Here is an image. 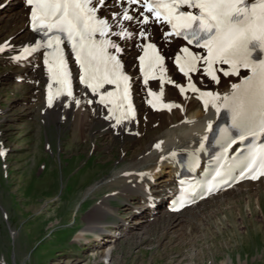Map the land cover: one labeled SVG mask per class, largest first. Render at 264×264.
Listing matches in <instances>:
<instances>
[{
    "label": "rangeland",
    "instance_id": "obj_1",
    "mask_svg": "<svg viewBox=\"0 0 264 264\" xmlns=\"http://www.w3.org/2000/svg\"><path fill=\"white\" fill-rule=\"evenodd\" d=\"M5 30L0 26V33ZM16 69L1 64L0 75ZM1 79L0 139L7 155L0 159V264H105L106 247L92 245L93 234L80 241H74V236L102 200L119 208L106 215V222L119 218L132 222L124 213V200L114 194L124 179L110 180L128 162L133 146L124 147L115 136L112 140L99 136L95 132L100 125L88 131L85 139H75L68 121H44L39 106L32 114H24L21 106L29 87L21 80ZM255 188L262 212H249L244 205L241 215L236 208L229 213L227 201L206 200L182 214L186 224L202 216L192 229L194 243L185 240L178 252L179 238L172 229L163 237L169 220L164 215L146 231L133 227L129 236L117 239L110 264H264V188L252 185L249 192ZM246 196L244 191L236 192L228 200L244 203Z\"/></svg>",
    "mask_w": 264,
    "mask_h": 264
},
{
    "label": "snow or ice",
    "instance_id": "obj_2",
    "mask_svg": "<svg viewBox=\"0 0 264 264\" xmlns=\"http://www.w3.org/2000/svg\"><path fill=\"white\" fill-rule=\"evenodd\" d=\"M30 8V23L34 32L42 33L43 40L35 42L33 47H25L24 55L38 51H45L44 64L48 68L50 78L59 87L53 91L52 84L48 85V105L52 106L55 97L66 94L73 95L70 71L64 57L61 45L64 39L71 44L75 53V60L80 66L82 75L80 81L91 89L93 94H99V103L108 107L109 113L120 125L123 120L134 116L130 99L131 77L123 71V64L119 54L121 46L110 36L129 40L134 33L118 20L133 21L141 25L138 35L147 40L152 35L147 29L151 23H164L171 31L165 32L164 39L180 37L187 45L204 50L205 55L197 54L184 46L175 56V63L179 71L188 77L187 89L198 93L207 110L209 105L215 108L217 114L223 108L230 116L231 124L219 129V144L223 141V152L217 157V167L212 180L207 183V192H212L217 183H227L234 167H241V178L246 173L251 179L264 176V0H143L142 11L138 19L129 15L128 8H121L112 13L111 20L101 14L107 7V0H25ZM140 0H113V3L129 6ZM147 13V14H146ZM119 31H114L115 25ZM143 55L139 56L140 71L144 75V83L150 78L155 79L159 71V78L165 79V56L155 43L149 42L140 46ZM113 50V51H110ZM4 51L0 47V52ZM20 57H16L19 59ZM203 62V75L216 84H220L222 72L224 77L241 76V69L247 73L240 78L239 83L231 84L230 94L221 95L218 92L201 91L191 82L190 73L200 71L198 65ZM219 65L220 67H216ZM224 66H227L225 68ZM168 83H175L168 80ZM114 85L115 91L100 92L104 86ZM181 93L186 88L175 85ZM149 96L158 102L163 97V89L159 95L149 91ZM187 98V97H186ZM79 100L76 101L78 105ZM92 103V101H88ZM153 108L157 104L148 101ZM162 107L171 110L180 107L175 104H163ZM119 112V115L117 113ZM193 123V121H185ZM207 131H213V123L207 124ZM207 135L201 137L200 149L204 148L203 141ZM246 154L242 160L233 158V163H225L228 149L237 141H249ZM162 143V142H161ZM161 143H157L159 149ZM175 155V154H173ZM219 178V179H218ZM183 183V182H182ZM194 191L195 185L190 186ZM188 191V189H185ZM202 198V196H201ZM185 200L179 201L174 210L184 207Z\"/></svg>",
    "mask_w": 264,
    "mask_h": 264
},
{
    "label": "bare ground",
    "instance_id": "obj_3",
    "mask_svg": "<svg viewBox=\"0 0 264 264\" xmlns=\"http://www.w3.org/2000/svg\"><path fill=\"white\" fill-rule=\"evenodd\" d=\"M2 5L4 6L3 9L1 8ZM119 9V5L113 3V0H107V7L102 9L101 12L112 23L111 15L119 12ZM7 12L9 13L8 16ZM133 16L138 18L135 14ZM117 19L120 20L119 17ZM121 22L127 27L128 31L134 33V38L124 40L114 36L111 37L123 49L122 58L125 62L126 72L132 78L131 85L134 88V99L131 103L134 116L123 120L120 125L115 124V119L109 113L108 108L110 105L106 107L100 104L99 94H93L90 88L80 82V76L82 75L80 67L69 59L66 62L69 63L71 72L73 95L69 97L66 94H62L55 97L51 107L48 105V85L49 83L52 84L54 92L59 85L48 76V69L45 67L44 59L40 53L35 54L25 63L17 64L19 70L2 75L5 82L22 79V82L29 87L30 94L21 106L25 112L24 114H32L34 108L39 104L37 111L39 113L40 110H44V116H42L44 121L47 120L48 123L53 120L68 121L72 137L75 139H85L88 131L92 130L96 125H100L102 128L95 132L99 136L101 135L105 139L111 138L112 140L114 135L123 140L124 147H126V144L133 146L132 155L129 156L128 162L124 164L125 166L122 169L111 176L110 181L117 182L119 178L121 180L124 179L118 194H120L122 199L126 200L124 202V208L126 209L124 213L129 214V217L132 218L131 223L134 225H131L130 222H125L123 218H119L120 220L111 222L113 227L110 232H107L105 225L108 223L104 218L107 214L116 212L119 208L112 207L106 200H102L98 207L93 208L86 215L85 227L74 236V241H80V239H87L84 236L85 233H91L95 236V244L100 240V247L102 249L106 247L107 250V256L102 261L105 264H110L117 239L129 236L133 231V227H139L146 231L152 223L161 222V218L164 215L169 220L166 222V228L163 229V237H167L169 229H172V232L179 238V244L175 246L178 252L185 245V240L188 243H194L193 239H195V236H193L192 229L200 223L202 216L198 214L194 222H189V224L187 222L186 224L182 214L187 212L189 208L177 215L169 214L164 209V205L168 203V196L174 192L175 180L178 174V167H176L172 154L180 153L188 157L200 155L204 149H200L201 137L210 134L207 131V124L211 121L214 126L218 117L215 108L211 105H209L207 110L201 106L198 101V95L187 89L188 77L177 73L171 65L170 58L178 51L181 43L177 40L167 42L162 39L161 31L153 24L144 26L152 33L147 40H154L160 45V49L165 55V68L167 71L165 72L163 83L158 81L148 86L141 85L137 78L135 57L139 51L138 45L147 40L137 36L141 25L137 24L136 19L131 22L122 20ZM0 26L6 28L7 32L10 31L8 34L5 32L6 30L0 33V47L4 49V51L0 52V64L3 63L4 59L7 61V55L16 53L24 45H34L37 41L29 30L27 8L24 6L23 0H0ZM113 30L119 31V25H115ZM3 35L6 37L2 38ZM199 52L200 55H203L201 51ZM202 67L203 64L200 66L201 70L197 72L196 76L191 77V82L212 92H218L221 95L230 94L231 84L239 83L240 78L245 75V73L241 72L240 77H224L222 72H220L221 82L216 84L203 75ZM168 80H172L175 83H168ZM176 84L185 87V93H181L179 88L175 86ZM161 88L163 89L161 100L166 104H175L180 107H173L168 111L149 110L144 104V100L149 97L146 96V93L152 91L159 95ZM105 91H115V86L106 84L103 89H100V92ZM77 100L80 101L78 105L76 104ZM88 101H92V103H88ZM117 115H119V112ZM185 121H193V123H185ZM139 137L143 138L142 141H138ZM206 142L203 141L204 145ZM157 143H161L159 149L156 147ZM126 148L124 149L128 150ZM122 160L125 159L122 158ZM257 184L264 188V176L257 181ZM252 185L256 186V183L244 182L234 189L227 190L221 194L218 193L216 196L206 200L227 201L225 204L229 213L233 208H236L241 215L244 205L249 212L256 211L255 209L262 212L260 196L258 195L260 192L256 190L257 188H255V192H249ZM243 191L247 194L243 198L244 203L241 199L228 200L231 195L236 194V192L242 193ZM210 214L208 215L210 216ZM108 257L110 258L108 259Z\"/></svg>",
    "mask_w": 264,
    "mask_h": 264
}]
</instances>
